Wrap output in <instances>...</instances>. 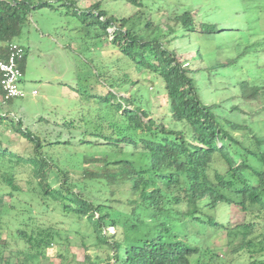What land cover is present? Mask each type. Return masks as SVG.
Listing matches in <instances>:
<instances>
[{
  "label": "trees",
  "instance_id": "1",
  "mask_svg": "<svg viewBox=\"0 0 264 264\" xmlns=\"http://www.w3.org/2000/svg\"><path fill=\"white\" fill-rule=\"evenodd\" d=\"M122 1L137 11L119 20L102 1L84 12L78 0L59 1L83 15L86 29L104 43L100 56L90 46V73L79 72V82L66 90L75 102L68 117H41L32 131L8 109L0 112V127L19 135L12 144L0 133V264H48L56 255L65 264L73 235L86 251L108 250L95 259L87 253L90 264H212L219 256L212 239L220 231L232 254L248 255L244 264H264V135L219 115L217 103L206 104L190 63L170 46L187 31L214 35L221 27L197 24L192 8L181 5L162 26L151 17L157 0ZM43 7L53 4L0 0V54ZM115 53L127 61H110ZM126 63L133 73H123ZM158 81L168 111L155 117L142 89ZM136 85L129 97L121 94ZM241 95L260 102L264 85L243 80ZM13 100L3 103L0 73V105ZM232 129H247L245 138ZM69 155L81 158L78 166ZM221 204L239 208L244 220L232 224L219 216Z\"/></svg>",
  "mask_w": 264,
  "mask_h": 264
},
{
  "label": "rangeland",
  "instance_id": "2",
  "mask_svg": "<svg viewBox=\"0 0 264 264\" xmlns=\"http://www.w3.org/2000/svg\"><path fill=\"white\" fill-rule=\"evenodd\" d=\"M50 1L53 7L33 11L30 24L17 39L27 53L23 80L20 83L26 95L24 98H15L12 105H0V112L8 109L9 114L13 113L15 121L22 120L24 127H29L32 131L38 128L35 122L41 117L61 121L70 115L75 102L67 97L66 90L79 82V72L83 76L90 73V46L95 45L96 54L100 56L104 45L99 38H93L92 31L86 29L83 15H73L65 4L59 5L60 0ZM78 1V7L83 8V12L86 7L102 1V8L118 20L137 11L131 3L122 0ZM174 5H181L180 9L185 8L184 6L192 8L197 24L204 20L221 27L219 33L214 35L197 29L187 31L184 38L177 39L170 45L177 51L180 60L190 63V68L194 70L192 75L195 85L203 101L206 104L217 103L219 106L215 110L219 115L242 125H249L255 134L263 136L264 97L260 102H247L241 95V83L243 80H250L264 85V0H157L151 13L154 23L166 26ZM113 30L109 28L111 33ZM113 59L119 60L120 64L127 61L121 53H115L110 61ZM230 59L233 60L231 64L210 70L212 65ZM123 65L127 67L123 73H133L134 68L128 63ZM145 85L147 87L142 89V98L150 101L152 115L159 117L168 111L162 83L158 81L156 88L153 84ZM137 87L133 86L121 94L129 97L130 92L138 90ZM34 90L37 91L36 94L33 93ZM235 106L239 108L233 109ZM46 128L52 129L49 126ZM57 129L54 130L55 134ZM1 132L11 138L12 144L18 142L19 135L13 133L10 125L1 126ZM232 132L243 139L247 129H232ZM66 135L69 136L67 132ZM68 158L74 166L81 162V158L76 155H69ZM20 185L24 189L28 187L24 179L20 180ZM227 206L219 205L217 214H225L232 224L244 220V213L239 208L231 206L225 210L224 207ZM60 219L61 216L58 215L56 220ZM111 231L115 229L111 228ZM212 240L213 248L219 255L214 257L215 262L212 264H244L248 261L245 252L232 254L229 251L225 231L217 233ZM72 241L71 252L65 264H90L85 261L87 253L95 259L98 250L105 255L108 252L107 249L93 247L86 251L76 235H73ZM51 253L55 254L56 250ZM60 261L61 257L56 255L45 263L60 264Z\"/></svg>",
  "mask_w": 264,
  "mask_h": 264
},
{
  "label": "built area",
  "instance_id": "3",
  "mask_svg": "<svg viewBox=\"0 0 264 264\" xmlns=\"http://www.w3.org/2000/svg\"><path fill=\"white\" fill-rule=\"evenodd\" d=\"M25 56L24 47L17 41L9 43L7 53L0 54L1 85L3 89V103L15 98L25 97L26 91L20 86L23 80V70L20 66ZM37 93L36 90L33 91Z\"/></svg>",
  "mask_w": 264,
  "mask_h": 264
}]
</instances>
